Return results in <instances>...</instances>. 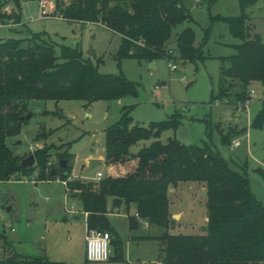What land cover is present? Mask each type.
<instances>
[{"label": "trees", "instance_id": "16d2710c", "mask_svg": "<svg viewBox=\"0 0 264 264\" xmlns=\"http://www.w3.org/2000/svg\"><path fill=\"white\" fill-rule=\"evenodd\" d=\"M29 1L11 0L16 13L10 17L17 23L21 3ZM258 1L237 0L238 16L211 18L212 22L226 24L229 34L240 41L233 46L234 56L221 59L217 94L212 102L233 97L236 104H243L249 99L247 88L251 82L264 85V42L246 26L247 11ZM54 4L56 15L67 21L99 23L117 34L121 38L116 54L118 66L124 59L153 62L164 58L183 65L205 59L202 50L208 30L198 46L190 27L172 35L177 26L193 21L179 0H54ZM42 36L38 33L27 39L0 40V182L18 173L30 176L34 171L37 181L59 178L66 182L65 191L78 200L86 215L85 228L109 233L113 253L109 261H122V242L108 215L121 206L127 210L134 205L138 219L164 230L158 237L143 238L159 242L163 264H263L264 207L252 195L248 178L229 168L206 143L183 145L175 138L160 141L163 132L179 127V113L144 127L132 124L128 107L121 109L119 119L104 131L106 171L98 182L70 179L73 155L66 150L59 156L66 166L55 176H49L53 166L47 169V149L34 153V166L20 167L21 159L9 150L6 139L18 135L27 121L21 119L27 114L25 102L67 100L89 104L138 96V84L121 72L100 74L97 65L84 59L77 46H61L56 55L54 44ZM168 50L173 55H168ZM263 124L264 99L251 127L260 129ZM221 138L229 145V136ZM145 141H150L149 145L131 152V147ZM180 182L204 185L207 222L203 234L169 232L176 223L169 212L168 190ZM137 218L128 216L129 232L138 230ZM0 264L64 263L13 254Z\"/></svg>", "mask_w": 264, "mask_h": 264}, {"label": "rangeland", "instance_id": "374dc122", "mask_svg": "<svg viewBox=\"0 0 264 264\" xmlns=\"http://www.w3.org/2000/svg\"><path fill=\"white\" fill-rule=\"evenodd\" d=\"M179 1L193 21L177 26L172 35L190 27L195 35V46H198L208 30L202 50L205 59L183 65L159 58L153 61V67L145 60L136 59H124L118 66L116 54L121 38L99 23L38 19L36 0L21 3L19 25L1 29V41L27 39L41 33L46 42L54 44L56 55L60 54L61 46H77L84 59L97 65L100 74L121 72L137 83L138 96L89 104L67 100L25 102L24 111L31 117L22 124L18 135L6 139L9 150L22 160L34 156L38 150L47 149L48 170L59 163V156L66 150L73 155L70 179L89 181L106 171L104 131L119 119L121 109L128 107L132 124L144 127L179 113V127L163 132L160 141L166 143L175 138L183 145L208 144L229 168L248 178L252 195L264 207V124L260 129L251 127L264 99L262 83L254 81L248 86L247 111L240 109L233 97L212 102L217 94L221 59L234 56L233 46L240 41L229 34L226 24L212 22L211 18L238 16L237 0ZM0 3L14 8L11 0H0ZM51 4H54L52 0ZM246 26L250 33L260 35L264 41V0L248 9ZM169 46L172 48L173 44ZM168 64L176 65V70L171 71ZM220 132L222 136H229V145L222 143ZM234 140L239 146L232 148ZM149 143L141 142L130 150L136 152ZM30 147H33L32 153ZM89 157L102 160L91 171L87 167ZM203 191L204 185L196 182H180L172 191L168 190L169 212L181 214L180 226L170 229L171 234L200 235L205 232L206 194L203 195ZM112 212L109 221L121 238L122 261L88 262L85 259L83 215L78 201L69 197L63 182L59 178L37 181L36 171L30 176L11 175L7 181L0 182V260L18 254L64 264H163L159 242L155 239L130 241L125 217L116 209ZM174 221L179 222V218L175 217ZM163 231L156 226L147 228L141 223L133 235L158 237Z\"/></svg>", "mask_w": 264, "mask_h": 264}, {"label": "built area", "instance_id": "2783aa9c", "mask_svg": "<svg viewBox=\"0 0 264 264\" xmlns=\"http://www.w3.org/2000/svg\"><path fill=\"white\" fill-rule=\"evenodd\" d=\"M54 2V0H52ZM37 4V15L38 19H47V18H62L59 15H56L54 12V4H51V0H36ZM14 11L9 4L0 3V30L1 29H10L12 27L18 26L14 17H10ZM89 24V23H86ZM168 55H173L172 50L167 51ZM167 60V59H165ZM170 61V60H167ZM168 67L171 71L176 70V65L168 64ZM183 81V79H182ZM250 99V98H249ZM249 99L243 104L239 105V108L247 111L249 105ZM239 146V142L234 140L231 142V147L235 148ZM30 152H33V147H30ZM103 178V173H98L95 178L89 180L93 182H98ZM66 186V182H63ZM74 213V212H72ZM137 216V215H136ZM8 228L13 231L10 225H7ZM111 257L110 249V235L107 232L99 231L96 229L85 230V258L88 262L100 263L107 262Z\"/></svg>", "mask_w": 264, "mask_h": 264}, {"label": "crops", "instance_id": "0c3cea01", "mask_svg": "<svg viewBox=\"0 0 264 264\" xmlns=\"http://www.w3.org/2000/svg\"><path fill=\"white\" fill-rule=\"evenodd\" d=\"M257 4V3H256ZM255 4V5H256ZM254 5V6H255ZM247 13H248V11H247ZM102 26V25H101ZM178 34V33H177ZM252 34V33H251ZM264 42V41H263ZM148 63H151V66L153 67L154 66V63L153 62H148ZM90 159H97V160H100V163L102 162V160L100 159V158H97V157H89L88 158V160H90ZM88 162V161H87ZM99 163V164H100ZM77 180H79V179H77ZM82 181V180H81ZM84 181V180H83ZM172 189L173 188H169V192L170 191H172ZM70 198H73V197H71V196H69ZM73 199H75V198H73ZM75 200H77V199H75ZM78 201V200H77ZM111 206H110V203H109V207H108V209L110 208ZM116 212L117 213H122L123 214V216L125 217V219H126V233H127V237H128V239L131 241V237H132V239H143V238H145V237H142L141 238V236H138V235H133L135 232H129L128 231V221H127V218H128V216H134V217H136L137 218V214H136V210H135V206L134 205H131L127 210L126 209H124V207L123 206H121V207H119L118 209H116ZM82 213V212H81ZM112 213H110L109 215H108V219H109V217H110V215H111ZM171 214V218L173 219V220H175V217H178L179 218V222H175L176 224H175V228L174 229H177V228H179V226H180V218H181V214H174V213H170ZM82 215H83V219H84V223H85V218H86V215H84L83 213H82ZM206 219V218H205ZM137 220H138V224L139 225H141V223H143V224H145V227H147V228H150V226L147 224V222L146 221H144V220H140V219H138L137 218ZM110 222V221H109ZM206 222H207V219H206ZM206 222H205V226H206ZM111 224V223H110ZM205 228V227H204ZM86 229V228H85ZM118 233V232H117ZM134 242H136V241H134ZM112 252V251H111ZM86 259V258H85ZM87 261V260H86ZM107 262H109V261H107Z\"/></svg>", "mask_w": 264, "mask_h": 264}, {"label": "water", "instance_id": "95a60500", "mask_svg": "<svg viewBox=\"0 0 264 264\" xmlns=\"http://www.w3.org/2000/svg\"><path fill=\"white\" fill-rule=\"evenodd\" d=\"M93 54V53H91ZM262 96L264 97V85H263V89H262ZM31 117L30 113H27L24 117H22L21 119H28ZM36 141L38 140L37 138L35 139ZM66 161H59V163L56 166H53L50 169V173L49 176H55L57 172H59L60 170L64 169L66 166ZM100 163V160L97 159H90L87 162V167H88V171L93 170L95 167H97ZM35 165V159L33 155H29L27 158L22 159L20 161V167L25 168V167H30V166H34ZM206 192L203 191V195H205Z\"/></svg>", "mask_w": 264, "mask_h": 264}]
</instances>
